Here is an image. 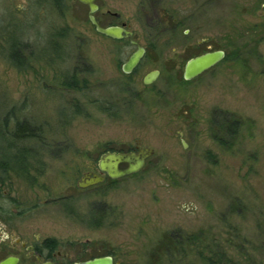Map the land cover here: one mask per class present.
Here are the masks:
<instances>
[{
    "label": "rangeland",
    "instance_id": "rangeland-1",
    "mask_svg": "<svg viewBox=\"0 0 264 264\" xmlns=\"http://www.w3.org/2000/svg\"><path fill=\"white\" fill-rule=\"evenodd\" d=\"M95 4L104 27L145 49L130 75L121 66L135 48L96 33L76 0H0V133L12 110L51 145L0 161V223L27 245L54 240L56 264H264V0ZM214 51L218 65L183 80L188 60ZM72 73L83 93L62 86ZM127 82L122 106L113 94ZM107 149L153 154L133 176L79 189Z\"/></svg>",
    "mask_w": 264,
    "mask_h": 264
},
{
    "label": "water",
    "instance_id": "water-1",
    "mask_svg": "<svg viewBox=\"0 0 264 264\" xmlns=\"http://www.w3.org/2000/svg\"><path fill=\"white\" fill-rule=\"evenodd\" d=\"M88 9V20L94 27L95 32L99 35L111 40L121 41L127 40L131 46L135 48L129 58L122 64L121 71L124 75H130L140 65L145 49L132 38V33L124 27L108 26L101 27L96 21L94 14L98 11L95 0H76ZM225 57L223 51H214L204 53L188 60L183 69V80L192 81L208 70L218 65ZM158 72L153 71L143 78L144 85H151L157 78ZM153 154L151 149H142L129 153L106 152L100 157L97 163L98 174L86 173L77 184L79 189H87L97 185H101L106 179L115 181L137 174L145 165V162ZM124 167V168H122ZM18 260L13 257H7L0 261V264H17ZM43 264H55L45 262ZM81 264H114L112 257L103 256L82 262Z\"/></svg>",
    "mask_w": 264,
    "mask_h": 264
},
{
    "label": "trees",
    "instance_id": "trees-1",
    "mask_svg": "<svg viewBox=\"0 0 264 264\" xmlns=\"http://www.w3.org/2000/svg\"><path fill=\"white\" fill-rule=\"evenodd\" d=\"M96 21L98 22L99 26L104 27L97 19V16L94 15ZM113 26V25H112ZM64 43V42H63ZM16 43H12L9 41L8 46V58L11 63H16V65H22V60L20 58V54L17 50ZM52 48L55 50H60L59 52H53L54 54L59 53L61 54L64 52V45L59 44L55 40H51ZM64 47V48H63ZM67 48V46H66ZM58 55V54H56ZM86 80L79 78L77 73H72L70 75H66L63 78L62 86L66 89H71L75 91L76 93H83L84 90V84ZM122 86V85H121ZM125 90H117L113 95L116 98L115 95H119L120 102L122 106H126V102L123 99L124 95H129V88H128V82L126 84H123ZM120 89V88H119ZM123 96V97H122ZM119 102V103H120ZM108 108H106V111H109ZM77 112V109H76ZM79 113V112H77ZM10 117V118H9ZM7 118L12 120V128L11 129H5V123L7 121ZM215 120V119H214ZM238 126V122L235 123V127ZM2 127L3 131L0 133L1 141L4 143V150L7 151V153L4 155L0 153V161L1 163H21L26 155L35 154L36 151H42L44 149L51 150V145L49 142H47L43 138V132L39 125H34L33 123L29 122L25 119H20L17 116H14V113L11 111L7 112L6 115L2 118ZM227 131H232V126L227 127ZM106 152H116V153H129L125 151H117L114 149H107ZM11 155H10V154ZM2 154V155H1ZM10 155V157H9ZM124 168V167H122ZM105 181H108L110 184L114 183L115 181H110L106 179ZM105 183V182H104ZM103 183V184H104ZM176 243V242H175ZM56 242L54 240L48 239L43 241L41 244H36V250L39 251L41 249L47 250L49 253H53L57 250ZM174 244L172 240L169 237H165L164 240L161 242V246L168 247L170 245ZM109 256V255H104ZM103 257V256H100ZM99 258V257H96ZM94 259V258H92ZM91 260V259H89Z\"/></svg>",
    "mask_w": 264,
    "mask_h": 264
},
{
    "label": "flooded vegetation",
    "instance_id": "flooded-vegetation-1",
    "mask_svg": "<svg viewBox=\"0 0 264 264\" xmlns=\"http://www.w3.org/2000/svg\"><path fill=\"white\" fill-rule=\"evenodd\" d=\"M4 215L3 212H0V219H6ZM36 244L39 243L35 242L32 245H27L18 238H12L5 227L0 223V261L7 257H13L18 260L17 264H22L23 262L29 261L34 256L36 261L43 260V263L52 262L56 264L55 260L59 256V253H56V251L49 253L45 249L37 251Z\"/></svg>",
    "mask_w": 264,
    "mask_h": 264
}]
</instances>
